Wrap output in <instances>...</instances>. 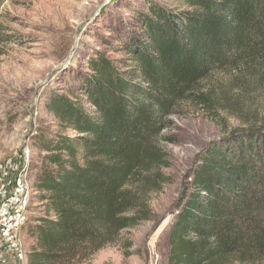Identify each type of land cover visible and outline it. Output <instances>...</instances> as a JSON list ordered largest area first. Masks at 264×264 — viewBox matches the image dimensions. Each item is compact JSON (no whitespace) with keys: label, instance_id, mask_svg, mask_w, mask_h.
Returning a JSON list of instances; mask_svg holds the SVG:
<instances>
[{"label":"trees","instance_id":"16d2710c","mask_svg":"<svg viewBox=\"0 0 264 264\" xmlns=\"http://www.w3.org/2000/svg\"><path fill=\"white\" fill-rule=\"evenodd\" d=\"M184 4L149 5L122 33L112 29L124 58L93 49L83 66L63 69L62 93L45 87L46 111L74 136H33L45 153L33 186L43 215L27 227L35 242L27 264L85 259L150 221L147 194L166 166L156 143L178 105L198 99L213 71L264 60V0ZM175 214L165 264L233 256L264 264V130L209 142L184 177Z\"/></svg>","mask_w":264,"mask_h":264},{"label":"rangeland","instance_id":"374dc122","mask_svg":"<svg viewBox=\"0 0 264 264\" xmlns=\"http://www.w3.org/2000/svg\"><path fill=\"white\" fill-rule=\"evenodd\" d=\"M151 4L169 11L186 9L184 0H0V178L27 169L34 186L45 154L34 144L36 131L74 136L61 131L45 109V87L51 84L62 93L61 77L69 74L55 69L67 57L64 69L83 66L93 49L106 57L124 58L112 29L122 33L138 14H147ZM194 95L198 99L178 105L170 126L157 140L166 166L157 169L158 189L147 194L153 218L121 233L116 242L91 256L65 264H165L176 203L198 153L231 133L264 130V60L215 70ZM25 149L32 152L28 165L22 154ZM42 211L34 188L22 231L24 260L16 261L0 249V264H27V255L35 247L27 227ZM216 264L261 263L239 262L233 256Z\"/></svg>","mask_w":264,"mask_h":264},{"label":"built area","instance_id":"2783aa9c","mask_svg":"<svg viewBox=\"0 0 264 264\" xmlns=\"http://www.w3.org/2000/svg\"><path fill=\"white\" fill-rule=\"evenodd\" d=\"M22 154L28 165L31 150L25 149ZM27 172L25 169L12 177L0 178V249L16 261H23L25 257L22 231L30 216L31 195L34 193Z\"/></svg>","mask_w":264,"mask_h":264},{"label":"water","instance_id":"95a60500","mask_svg":"<svg viewBox=\"0 0 264 264\" xmlns=\"http://www.w3.org/2000/svg\"><path fill=\"white\" fill-rule=\"evenodd\" d=\"M68 63H69V57H67L66 60H65V62L62 63L61 65H59V66L55 69L56 73L62 71V70L64 69V67L66 66V64H68Z\"/></svg>","mask_w":264,"mask_h":264}]
</instances>
